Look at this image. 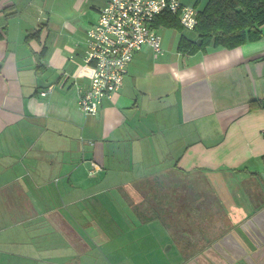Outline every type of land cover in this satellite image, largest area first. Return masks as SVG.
<instances>
[{
  "label": "crops",
  "instance_id": "0c3cea01",
  "mask_svg": "<svg viewBox=\"0 0 264 264\" xmlns=\"http://www.w3.org/2000/svg\"><path fill=\"white\" fill-rule=\"evenodd\" d=\"M108 1L0 0V264H264V27L193 51L195 29L160 25L162 54L143 45L85 115L86 32ZM194 173L215 176L228 204L210 260L183 239L207 213L175 229L131 198L147 177Z\"/></svg>",
  "mask_w": 264,
  "mask_h": 264
},
{
  "label": "built area",
  "instance_id": "2783aa9c",
  "mask_svg": "<svg viewBox=\"0 0 264 264\" xmlns=\"http://www.w3.org/2000/svg\"><path fill=\"white\" fill-rule=\"evenodd\" d=\"M166 12L175 15L187 30L198 24L199 11L181 0H110L101 9L97 25L87 32L83 58L85 64H94L79 100L85 115H95L102 100L119 89L134 54L143 45L150 47L155 57L162 54L152 22Z\"/></svg>",
  "mask_w": 264,
  "mask_h": 264
},
{
  "label": "rangeland",
  "instance_id": "374dc122",
  "mask_svg": "<svg viewBox=\"0 0 264 264\" xmlns=\"http://www.w3.org/2000/svg\"><path fill=\"white\" fill-rule=\"evenodd\" d=\"M109 1L107 2V4L109 3ZM194 1H197L196 6L199 9L197 7L195 8L200 11L203 9L208 0H181L184 5H192ZM163 14L165 13H161L153 20L152 26L154 28L155 26H157L156 20ZM168 14L172 15L170 13ZM97 22L90 29H88L87 32L90 31L93 27H95L97 25ZM178 23H180L179 20ZM158 27L159 26H157V28ZM157 28H155V30L161 40V36L157 32ZM181 28L183 29V33L185 35L192 36L193 33L188 32L190 30H187L182 25ZM87 32L83 58L87 47ZM162 33L163 31H161V34ZM83 66H91V75L93 74V63L85 64L83 61ZM76 78L77 76H74V79ZM77 85L81 86L80 84ZM82 88L83 87L81 86V88L78 90L79 100L83 93ZM96 167L90 172L92 176L98 171H100V167ZM153 177L154 176L147 177L141 183H137L133 187H131V198L134 199L135 206H137L139 209L143 207L149 210L148 213H152L153 211L157 212L162 219L172 221V225L174 224L175 229L178 227L177 221L180 217H195L199 213V211H201L202 213H207V215H203L204 217L201 222L195 219L192 221L193 224H196V226L199 228L194 234V236L190 235L188 237H184L183 239L189 238V240L192 241L194 237V240L197 243V250L204 249L205 247V250H201L197 254L204 255V258H206L207 260L213 259L216 255V252L214 249L208 250V247L212 245L215 246V248L219 249L220 245L225 243L224 238L226 237L221 236L224 231L220 234H217L218 230L226 229V226H231V221L226 217L227 211L225 206L228 204L225 203L226 205H223L221 200L217 197L219 193V183L215 181L216 177L208 173H194L191 176H183L176 178L171 176H158L155 178ZM172 181L178 183L179 181H182L180 182L181 184H184L186 182L187 186L185 189H179L178 187L177 189L169 188L168 185ZM243 190L244 189H242L241 192H244ZM189 206H191L194 210L188 212ZM189 213L191 214L189 215ZM204 230H207L206 234ZM170 255H172V253Z\"/></svg>",
  "mask_w": 264,
  "mask_h": 264
},
{
  "label": "trees",
  "instance_id": "16d2710c",
  "mask_svg": "<svg viewBox=\"0 0 264 264\" xmlns=\"http://www.w3.org/2000/svg\"><path fill=\"white\" fill-rule=\"evenodd\" d=\"M156 25L182 29L178 18L168 13L161 15ZM263 27L264 0H208L206 7L199 12L198 25L195 27L199 41L191 47L194 51L212 43L217 48L232 49L259 37ZM4 37L5 32L1 28L0 40ZM181 40L179 49H184L186 47L181 44ZM261 101L264 107V99Z\"/></svg>",
  "mask_w": 264,
  "mask_h": 264
},
{
  "label": "water",
  "instance_id": "95a60500",
  "mask_svg": "<svg viewBox=\"0 0 264 264\" xmlns=\"http://www.w3.org/2000/svg\"><path fill=\"white\" fill-rule=\"evenodd\" d=\"M262 178H263V180H264V175H262Z\"/></svg>",
  "mask_w": 264,
  "mask_h": 264
}]
</instances>
